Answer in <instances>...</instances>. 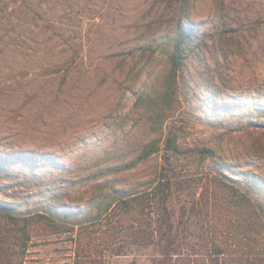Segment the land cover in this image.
<instances>
[{
  "label": "rangeland",
  "instance_id": "obj_1",
  "mask_svg": "<svg viewBox=\"0 0 264 264\" xmlns=\"http://www.w3.org/2000/svg\"><path fill=\"white\" fill-rule=\"evenodd\" d=\"M180 24L196 32L174 73ZM167 159L170 176L189 177L177 217L218 176L264 221V190L247 181L264 183V0H0V207L64 223L34 238L26 264H75L77 223L97 229L123 193L151 191ZM247 219L225 229L222 256L264 264V235ZM124 241L101 264L162 257ZM194 246L197 236L167 264H204Z\"/></svg>",
  "mask_w": 264,
  "mask_h": 264
},
{
  "label": "trees",
  "instance_id": "obj_2",
  "mask_svg": "<svg viewBox=\"0 0 264 264\" xmlns=\"http://www.w3.org/2000/svg\"><path fill=\"white\" fill-rule=\"evenodd\" d=\"M195 32H191L187 25H179L170 57L174 73L182 66L183 54ZM154 151L155 149H146L126 166L130 167L148 158ZM201 153L215 160L210 149H202ZM168 163L167 159L161 176L151 191L123 193L117 201L112 202L107 210L114 213L109 214L111 218L97 229L87 221L77 223L79 228L75 237V264H101L99 260L107 251L111 255H119L122 252L124 254L125 237H131L139 244H157L162 256L158 264H167L169 258L174 255L185 254L184 244L193 236L198 237L200 249L197 252L195 246L191 247L189 255H201L204 257V264H246L243 259L237 261L231 257L223 258L222 255L229 248L222 247L218 241L223 233L231 234L230 230H225L227 228L241 229L249 226L251 221H247V218L250 216L255 219V240L258 235L263 236L264 221L260 213L263 207H256L250 197L238 193L232 185L221 181L220 177L211 176L207 177L200 196L190 198L189 204L181 207L183 210L177 217L175 201L180 193L182 194V190L186 189L184 181L189 177L184 175L180 178L177 174L170 176L166 167ZM2 167L0 164V170ZM222 175L226 180L233 182L229 175ZM252 178L247 176V181L264 190V183ZM245 204L248 209L244 208ZM153 208L157 210L155 218L152 217ZM60 221L42 211L17 214L0 207V264H26L27 253L34 238L43 239L47 234L61 230L64 223ZM122 237L123 245L120 244Z\"/></svg>",
  "mask_w": 264,
  "mask_h": 264
}]
</instances>
